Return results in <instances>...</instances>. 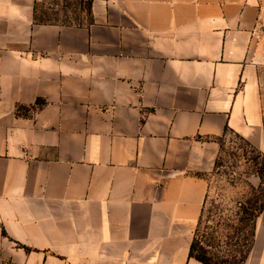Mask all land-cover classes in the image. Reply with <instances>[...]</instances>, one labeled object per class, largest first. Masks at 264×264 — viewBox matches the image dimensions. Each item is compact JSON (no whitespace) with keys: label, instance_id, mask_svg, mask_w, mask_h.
I'll list each match as a JSON object with an SVG mask.
<instances>
[{"label":"crops","instance_id":"crops-1","mask_svg":"<svg viewBox=\"0 0 264 264\" xmlns=\"http://www.w3.org/2000/svg\"><path fill=\"white\" fill-rule=\"evenodd\" d=\"M0 0V264L189 257L227 130L264 153L261 0ZM243 264H264V209Z\"/></svg>","mask_w":264,"mask_h":264},{"label":"rangeland","instance_id":"rangeland-1","mask_svg":"<svg viewBox=\"0 0 264 264\" xmlns=\"http://www.w3.org/2000/svg\"><path fill=\"white\" fill-rule=\"evenodd\" d=\"M261 1L264 5V0ZM90 2L91 0H36L37 16L38 19L85 23L91 18L88 11ZM262 30L256 62L260 97L264 104V19ZM245 140L231 130L214 138L218 147L215 160L219 157V165L217 169H213V166L204 174L208 180L209 197L199 234H204L207 240L217 245L222 250L221 253L230 250L233 254H239L237 252L240 245L250 235L249 227L244 233L238 229L237 210L240 202L248 205V202L256 199L258 204L264 206V178L262 180L254 173L256 163L262 160V156H257L258 153L252 151ZM228 233L234 234L233 239H228L231 246L227 244ZM228 256L231 257L230 254ZM237 257L240 258L239 255Z\"/></svg>","mask_w":264,"mask_h":264},{"label":"trees","instance_id":"trees-1","mask_svg":"<svg viewBox=\"0 0 264 264\" xmlns=\"http://www.w3.org/2000/svg\"><path fill=\"white\" fill-rule=\"evenodd\" d=\"M92 2V0H91ZM91 2H90V8H91ZM89 8V13L91 14ZM37 6L35 4V20L42 23H49V22H59L56 20H52L50 18H41L38 19L37 16ZM67 23V22H64ZM246 143L251 147L252 151H256L258 154L257 156H262L261 161H257L256 163V169L255 174H257L262 180L264 178V153H262L260 150H258L255 146H253L249 141L245 140ZM260 163L259 165H257ZM219 165V157L215 160L214 168L217 169V166ZM209 190V187H208ZM209 194H206L203 207L201 210V214L197 223L196 230L194 231L193 239L190 245V251H189V257H193L203 264H243L248 251L252 245L253 242V236H254V226H255V220L257 216L260 214V212L264 209V206L262 204H258L257 200L254 199V201L248 202V205H244L241 203L238 205L237 214L238 216V229L241 230L242 233H244V230L248 227L251 229L249 237H245L243 243L240 245V250L237 253L239 254H233L229 252L221 253L222 251L217 245L213 244L211 241L207 240L205 238L204 234H199V228L203 222V217L206 212L207 202H208ZM217 205H214L216 207ZM227 237V244L232 245L228 239H233L234 234L228 233L226 234ZM244 247H246L244 249ZM228 254L231 255V257L228 256ZM240 256L238 259L237 256Z\"/></svg>","mask_w":264,"mask_h":264}]
</instances>
